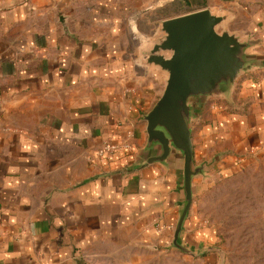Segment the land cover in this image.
<instances>
[{"label":"crops","instance_id":"1","mask_svg":"<svg viewBox=\"0 0 264 264\" xmlns=\"http://www.w3.org/2000/svg\"><path fill=\"white\" fill-rule=\"evenodd\" d=\"M202 9L250 43L227 93L190 102L194 165L227 174L264 160V0H0V264H175L179 154L128 171L154 155L143 117L166 81L144 63L149 35ZM127 134L131 153L95 157ZM193 205L179 243L196 253Z\"/></svg>","mask_w":264,"mask_h":264},{"label":"water","instance_id":"2","mask_svg":"<svg viewBox=\"0 0 264 264\" xmlns=\"http://www.w3.org/2000/svg\"><path fill=\"white\" fill-rule=\"evenodd\" d=\"M227 20V15L207 9L162 20L151 39V48L144 53L145 65L165 74L166 81L160 97L143 117L147 137L145 151L154 155L128 172L165 164L173 152L179 154L182 202L171 245L193 258L201 257L209 249L193 253L179 243L192 203V180L205 172V164L195 166L193 163L190 102L227 93L238 76L251 68L250 43L229 33L224 27Z\"/></svg>","mask_w":264,"mask_h":264},{"label":"rangeland","instance_id":"3","mask_svg":"<svg viewBox=\"0 0 264 264\" xmlns=\"http://www.w3.org/2000/svg\"><path fill=\"white\" fill-rule=\"evenodd\" d=\"M252 160L237 163L227 174L205 171L206 176L196 180L202 185L192 207L207 233L201 250L209 249L204 255L211 254L213 264H264V160ZM192 258L182 253L175 264H198Z\"/></svg>","mask_w":264,"mask_h":264},{"label":"built area","instance_id":"4","mask_svg":"<svg viewBox=\"0 0 264 264\" xmlns=\"http://www.w3.org/2000/svg\"><path fill=\"white\" fill-rule=\"evenodd\" d=\"M130 137L131 134H127L125 139L113 142H103L94 149L95 157L99 160H110L119 153H131L133 151V147L128 141Z\"/></svg>","mask_w":264,"mask_h":264}]
</instances>
